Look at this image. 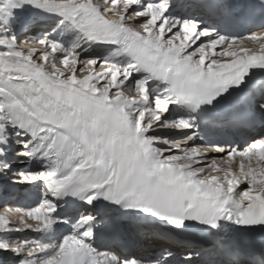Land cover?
<instances>
[{"label":"snow or ice","instance_id":"snow-or-ice-1","mask_svg":"<svg viewBox=\"0 0 264 264\" xmlns=\"http://www.w3.org/2000/svg\"><path fill=\"white\" fill-rule=\"evenodd\" d=\"M171 2L0 0V177L41 185L39 204L0 212V264H264V0H215L258 21L235 35L169 15ZM28 9L59 20L29 34ZM13 154L28 165L13 170ZM100 201L163 229L129 234ZM222 222L261 231L254 250ZM189 229L209 246L172 239ZM23 232L49 240L10 235Z\"/></svg>","mask_w":264,"mask_h":264},{"label":"bare ground","instance_id":"bare-ground-1","mask_svg":"<svg viewBox=\"0 0 264 264\" xmlns=\"http://www.w3.org/2000/svg\"><path fill=\"white\" fill-rule=\"evenodd\" d=\"M174 5L175 6L180 5V8L178 10L179 12L182 11V8L184 9L186 8L187 9L186 13L188 16L198 17L202 15L200 11L198 10V6L193 3H189L188 1H185L184 3L181 0H178V1L175 0ZM23 15L25 16L27 20L33 22L32 27L29 30V34H33V35L40 31H47L50 27L54 26L59 20V17L50 16L49 14L39 9H28L25 13H23ZM209 15H215V13H212ZM59 34H60L59 35L60 38H62L64 41L66 40V43H68V41L69 43H73L76 39V32L73 29H71V27L64 28L61 32H59ZM111 52L112 51L110 50L100 51V50H96L95 48H93L90 54L107 56ZM163 134L171 135L172 133L165 132ZM13 157L18 158V159L13 160V170H19V169L25 168L26 162L28 161L26 157H23V156L17 157L15 156V154H13ZM38 169L39 168H34V170H38ZM16 179L17 178L15 176H13L11 179H6V180L5 178L0 177V190L6 191L8 194H10L12 198L13 197L15 198L19 195L21 189L32 188V185L16 183L15 182ZM5 206L6 205H4L2 201H0V212L4 211ZM11 207H14V206H11ZM10 235L17 240L24 239V238H40L41 236V234L33 233V232L11 233Z\"/></svg>","mask_w":264,"mask_h":264},{"label":"rangeland","instance_id":"rangeland-1","mask_svg":"<svg viewBox=\"0 0 264 264\" xmlns=\"http://www.w3.org/2000/svg\"><path fill=\"white\" fill-rule=\"evenodd\" d=\"M17 150H18V148H17ZM21 151H22V150H21ZM14 159H18V158H16V157H13V160H14ZM19 159H21V158H19Z\"/></svg>","mask_w":264,"mask_h":264}]
</instances>
